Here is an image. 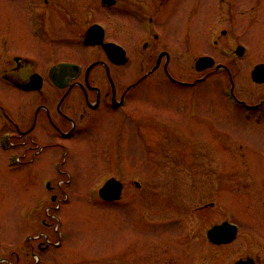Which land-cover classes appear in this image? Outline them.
Here are the masks:
<instances>
[{"label": "rangeland", "instance_id": "1", "mask_svg": "<svg viewBox=\"0 0 264 264\" xmlns=\"http://www.w3.org/2000/svg\"><path fill=\"white\" fill-rule=\"evenodd\" d=\"M118 2V6L105 7L100 0H0V49L5 41L11 48L37 58L51 53L46 38L31 29L39 17L100 18L112 39L117 37V24L124 27L126 23L129 33L122 32L117 39L131 59L114 68L125 88L152 66L149 53L145 58L133 53L134 40L138 38L139 43L144 39V26L148 24L142 19L152 21L141 17H154L152 26L162 39L156 46L169 44L175 68L189 79L194 78L191 63L194 66L203 52L228 61V55L210 43V33L223 27L230 32L227 42L242 43L248 51L242 59L231 60L237 72V92L251 101L260 97L261 86L253 81L250 71L254 64L264 62V0H225L223 6L219 0H170L166 6L163 0ZM116 17L120 21L114 25ZM176 28L180 29L178 35ZM190 30H195L191 36ZM176 41L178 46L171 45ZM163 78L161 71H156L130 90L127 110L133 126L124 118L115 124V113L100 109L94 113V123L85 125L84 120V128L80 126L72 137H61L62 143H43L45 149L37 155L36 151H24L20 163L14 161L16 153L10 143L4 156L7 161L0 158V239L7 242L2 253H20L24 262L29 260L26 236L44 228L43 221L47 220L57 243L51 251L39 253L43 256L52 252V264H190L188 256L192 260L194 252L187 255L176 249V244L188 243L181 241L185 234L180 223L187 225V233L195 232L192 248L200 246L194 258L197 264H222L250 253H260L264 258V122L233 119L231 131L212 139L215 147L201 137L196 150L168 148L162 145L158 130L153 129L152 139L148 138L149 104L153 99L170 102L184 91ZM228 84L224 75H217L197 87L194 94L201 97L204 109H212L210 96L223 112ZM22 98L0 79L3 108L11 114L21 112L26 106ZM6 117L10 119L0 113V141L2 132L11 129L14 141L20 142ZM196 157L227 159L230 171L216 168L215 179L222 184L220 197L198 193L205 179L204 166L192 163ZM111 175L122 179L125 188L122 199L108 203L100 200L98 189ZM51 194L59 198L60 208L49 212L50 205H57ZM212 200L218 201L216 208L209 209L207 215L200 212L197 225L195 208ZM225 218L239 223L240 233L233 244L214 250L207 229Z\"/></svg>", "mask_w": 264, "mask_h": 264}, {"label": "flooded vegetation", "instance_id": "2", "mask_svg": "<svg viewBox=\"0 0 264 264\" xmlns=\"http://www.w3.org/2000/svg\"><path fill=\"white\" fill-rule=\"evenodd\" d=\"M45 1L46 3L50 2V0ZM169 1L163 0L162 4L165 3L164 5L166 6ZM118 5L119 2L117 0V3L112 7ZM117 18L114 25L120 21ZM141 18H149L150 21L154 20V17ZM142 20L150 24V27L144 26V39L140 43L136 44L138 38L134 40L135 51L133 53L138 52L143 58L149 53L152 66L135 82L130 83L125 88L121 87L120 76L117 77L114 73V68L120 67L122 64L111 62L101 44H93L86 39L91 30L92 40L99 39L103 30L100 27L102 25L105 33L104 41H113L122 45L127 52L129 61L131 59L130 52L117 39L123 35L122 32L125 35L129 33V25L126 23L125 25L123 24L124 27L121 26V23L117 24L115 28L117 37L112 39L109 38L108 26L100 18L45 17L42 19V17H39L40 26L35 24L32 25L31 29L35 32L36 27L39 26L40 30L37 33L45 36L52 50L49 54L40 55V58L31 55L29 52L15 50L4 41L0 49V79L16 90L20 98L23 97L22 99L26 101V106L21 112L11 114L0 105V113L2 112L10 118L8 120L6 117L5 121L12 123V128L18 134L17 137L21 139L20 142L14 141V134L11 129H9L10 131L5 130L2 132L0 141V146L2 147L0 149L1 160L7 161L8 159V157L4 158L5 153H8L3 147L4 136H7V143H11L14 146L13 151L16 153V160L20 163L23 160L24 151L28 152L31 150L32 153L36 151L37 153L35 152L34 155H37L38 152L45 149L48 143L49 145L59 144L62 143L61 137H72L75 134V130L80 126L84 128V120L85 125L94 123L97 120L94 113L100 109L114 112L115 122H120L124 118L126 124L127 122L129 124L131 120L129 125L133 126V119H129L127 110L130 103L128 94L131 89L156 71H161L164 75L163 81L171 82L175 87L182 89L184 93H180L178 97H175L170 102L163 101V99L158 101L153 99V102L149 104L147 130L149 131L148 138L150 140L152 139L150 134L154 129L158 130L162 135L164 140L162 145L164 144L166 147L175 150H196L200 148L198 145L201 137L209 141V143L211 142L215 147L216 143H213L212 141L214 140L212 139H216L218 133L231 131L233 119L241 118L258 124L264 122V81L257 82L252 77L254 67L262 62L254 64L250 71L253 81L261 86L260 97L255 101L245 99L237 92V72L234 71L231 60L242 59L247 56L248 51H246L247 49L242 43L227 42L231 38L228 30L222 27L219 31H216L217 33H212L214 35L213 44L219 47L223 54L228 55V61L220 59L218 54L203 52L199 57H213L215 59L214 66H204L203 69H198V57L194 66L191 63L194 78L189 79L175 68L177 64H175L174 54L169 44L156 46L157 42L162 39L159 34L155 33L152 21ZM190 31L188 35L191 36L195 30ZM175 32L177 35L180 34V29L176 28ZM196 32L205 33V31L199 32L198 29ZM178 43L176 41L171 43V45L178 46ZM139 45H141V48ZM239 45H243L245 49L244 54L241 56L237 54ZM66 47L69 48V51ZM61 52L65 54L61 55ZM245 72H248V70ZM217 75H224L229 80V84L225 87L226 90L224 89L225 94H223L226 108L223 112L218 111L216 102L210 96L209 107H212V109H204V103L200 100L201 97H197L194 94L197 87ZM102 82H105V85ZM232 86L235 94H232ZM228 91L230 93H227ZM191 97L193 100H191ZM233 111H236V114H233ZM39 132L43 133V135H39L46 140H42L38 135ZM54 138H58L60 141L53 140ZM203 145L207 144L203 143ZM226 161V158H219L218 161L216 158H193V165L197 167L204 166L202 170L205 180L203 189L198 191V193L204 191L207 195L220 197L222 184L215 179L216 168L218 167L222 172L230 171L227 168ZM180 163L181 159L178 158V164ZM198 177H200L199 174ZM226 186L224 184L225 192ZM230 190L231 184H228L227 191ZM51 199L55 204L58 197L55 194H51ZM217 202L214 200L206 201L195 208L193 215H195L197 225H200V217L198 216L200 212L207 215L206 212L209 209L216 208ZM56 208V205H50L48 209L51 212L52 209ZM205 219L209 221V216ZM226 220L232 222L229 218L215 221L208 227L207 233L211 227ZM50 224L51 222L44 220V228L38 231L34 230L27 235L26 246L28 249L26 255L29 256V260L26 262L23 261L20 253L13 252L12 255L2 253L3 243L6 244L7 242L0 239V264H52V252L43 256L39 253L41 250L51 251V247L56 246L57 241L50 232ZM237 224L240 227V224ZM30 226L31 218L27 228ZM179 226L185 234L183 238L181 237V241L188 243L186 246L176 244V249L187 255L190 252H194L192 260L188 256V263L197 264L194 258L198 252L200 253V246L196 249L192 248V244L196 243V238L193 236L195 232L187 233V225L184 223H180ZM240 230L241 228H239V233ZM207 239L214 250L217 246H229L236 241L235 239L232 242L220 244L211 241L208 236ZM240 260L246 261L244 264H264V258L260 256V253L242 255L222 264H233Z\"/></svg>", "mask_w": 264, "mask_h": 264}, {"label": "water", "instance_id": "3", "mask_svg": "<svg viewBox=\"0 0 264 264\" xmlns=\"http://www.w3.org/2000/svg\"><path fill=\"white\" fill-rule=\"evenodd\" d=\"M108 1L109 3H115L116 0H108ZM93 42L102 43L104 45V48L108 52L109 56L111 57V59L114 60L115 62L118 63L127 62V59L124 58L125 50L118 44L113 42L105 43L103 41V36L100 37L98 41H93ZM244 51H245L244 47L239 46L237 50L238 54L242 55ZM209 60H211V62ZM213 64H214V59L212 57L204 56L198 60L197 67L199 69H203L204 66L205 67L211 66ZM263 73H264V64L263 63L258 64L253 71L254 79L259 82L264 81ZM137 185L139 186L140 183L137 182ZM123 187L124 184L120 180L113 177L109 179L106 182V184L101 188L100 194L106 200L120 199L122 196ZM237 234H238V226L234 223H230L229 221H225L222 224H217L208 231L209 238L217 243L231 242L237 237ZM245 262L246 261L244 260H240L239 262L234 264H244Z\"/></svg>", "mask_w": 264, "mask_h": 264}, {"label": "bare ground", "instance_id": "4", "mask_svg": "<svg viewBox=\"0 0 264 264\" xmlns=\"http://www.w3.org/2000/svg\"><path fill=\"white\" fill-rule=\"evenodd\" d=\"M224 2H225V1H224ZM223 5H224V3H223ZM224 7H225V6H224ZM184 224H185V223H184ZM216 225H217V224H216ZM237 237H238V235H237ZM237 237H236V238H237ZM236 238H235V239H236ZM235 239H234V240H235ZM234 240H233V241H234ZM231 242H232V241H231ZM224 243H229V242H224ZM220 244H223V243H220Z\"/></svg>", "mask_w": 264, "mask_h": 264}]
</instances>
